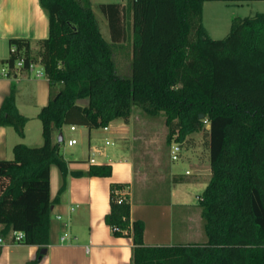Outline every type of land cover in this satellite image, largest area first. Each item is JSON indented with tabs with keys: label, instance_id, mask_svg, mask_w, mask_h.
<instances>
[{
	"label": "trees",
	"instance_id": "obj_1",
	"mask_svg": "<svg viewBox=\"0 0 264 264\" xmlns=\"http://www.w3.org/2000/svg\"><path fill=\"white\" fill-rule=\"evenodd\" d=\"M204 1L131 0L132 74L126 77L117 72L114 44L103 36L91 0H39L48 37L37 42L36 55L30 39L10 38L16 49L2 62L12 68L21 56L25 65L39 61L61 88L38 113L44 143L19 142L13 159H0V234L22 231V242L46 246L50 168L58 166L64 181L69 173L54 134L65 124L129 122L139 105L150 115L164 113L168 143H184L209 122L212 174L199 197L205 242L146 244L144 222L131 219L129 195L120 193L127 183L111 184L106 223L114 235L132 237V264H264V12L236 18L229 34L216 39L202 22ZM101 8L121 42L126 6ZM81 98L86 106L77 103ZM27 120L12 91L0 107V125L24 137ZM112 172V164L102 163L75 174Z\"/></svg>",
	"mask_w": 264,
	"mask_h": 264
},
{
	"label": "crops",
	"instance_id": "obj_2",
	"mask_svg": "<svg viewBox=\"0 0 264 264\" xmlns=\"http://www.w3.org/2000/svg\"><path fill=\"white\" fill-rule=\"evenodd\" d=\"M8 1L11 4L7 6L0 3V67L6 65L2 60L10 56V38H28L33 48L34 40L40 41L49 34L48 16L39 0ZM6 41L7 48L4 46ZM60 88L61 83L51 84L46 74L37 77L26 69L12 70L8 76L0 75V107L4 98L14 91L18 110L28 118L24 137H20L14 127L0 125V159H13V148L19 142L28 146L44 143L38 113ZM77 103L86 106L88 99H78ZM72 126L75 128L72 129ZM62 134L61 153L67 161L69 173L64 181L58 166L50 168V197L53 203L49 243L41 248L36 244L13 242L14 233L9 236L0 234L3 237L0 264H132V237L114 235L106 223L111 184L127 183L120 193L129 195L131 219L144 222L146 244L159 245L170 244L174 203L165 200L164 205H151L149 198L152 190L162 185L170 197H180L179 205L189 208L193 186L206 187L211 178L209 149L207 168L199 169L196 163V175L185 177L177 171V164L165 166L154 150L137 148L138 137L144 139V136L136 133L131 117L129 122L114 119L107 130L104 127L65 124ZM58 135L57 132L54 134L55 140H58ZM70 139L77 141L70 144ZM102 163L112 164L111 176L75 174L87 171L91 164ZM187 171V175L192 174ZM190 181L193 183L188 187H179ZM187 211L185 228L189 234H198L203 239V233L193 229L191 209Z\"/></svg>",
	"mask_w": 264,
	"mask_h": 264
},
{
	"label": "rangeland",
	"instance_id": "obj_3",
	"mask_svg": "<svg viewBox=\"0 0 264 264\" xmlns=\"http://www.w3.org/2000/svg\"><path fill=\"white\" fill-rule=\"evenodd\" d=\"M1 5H10L8 0L0 1ZM103 3H123L126 6L125 18V38L120 41H115L109 20L101 8ZM93 11L98 19L101 32L103 36L114 44V60L116 63L117 72L129 77L132 74L131 61H132V10L131 0H91ZM45 11V10H44ZM202 22L205 26L207 33L212 38H224L231 31L233 21L236 18H243L247 16H254L257 13L264 12V0H240V1H226V0H206L203 3ZM46 13V11H45ZM47 15V13H46ZM47 17V16H45ZM48 19V18H47ZM46 34V33H45ZM38 40H34L33 46L34 55L37 54L39 45ZM5 48L8 47V42H5ZM83 99V98H81ZM87 99V98H86ZM131 118L134 122L136 133L144 136V139L138 137L137 148H144L146 150H154L160 157L165 166L177 164V171L185 177L192 178L196 175L195 164L198 168L204 170L208 166V134L209 122H205L202 130L192 133L188 140L181 144L182 151L180 158L173 160L171 158V146L175 143L172 141L167 142L168 126L165 123L164 113L157 115H150L146 113L139 105L132 106ZM69 133L68 130H65ZM137 141V140H136ZM145 141V142H144ZM64 141H62L63 144ZM189 170L192 174H186L185 171ZM193 183V181L185 182V186ZM193 186V185H192ZM191 191L190 202L192 205L186 206L179 205V196L170 197L169 193L164 186L152 190L150 194L151 205H164L165 200H172L173 205V220H172V237L170 244L176 242H194L206 241L207 236L204 232V220L201 216V207L199 205V197L202 195L205 187L196 185ZM153 189V188H152ZM149 196V195H148ZM155 200V201H154ZM163 206H160L162 208ZM191 209L193 229L203 233V239L198 234H189L185 228L184 222L187 210ZM194 232V230H193Z\"/></svg>",
	"mask_w": 264,
	"mask_h": 264
},
{
	"label": "built area",
	"instance_id": "obj_4",
	"mask_svg": "<svg viewBox=\"0 0 264 264\" xmlns=\"http://www.w3.org/2000/svg\"><path fill=\"white\" fill-rule=\"evenodd\" d=\"M16 47L12 46L11 50L15 51ZM19 69H26L30 73H33L35 76L40 77L45 75V71L43 68V65L37 61L31 60L27 65H25V58L24 56H21L15 60L14 66L11 68L9 65H4L0 67V75L1 76H8L12 70H19ZM72 129L75 128V126L71 127ZM105 130L108 129V125L104 127ZM76 139H70L69 143L74 144L76 143ZM182 151V146L179 142H175L171 146V158L173 160H177L180 158V154ZM93 160V159H92ZM189 173V171H187ZM24 239V233L22 231H15L14 232V237H13V242H22ZM0 242H3V237H0Z\"/></svg>",
	"mask_w": 264,
	"mask_h": 264
},
{
	"label": "water",
	"instance_id": "obj_5",
	"mask_svg": "<svg viewBox=\"0 0 264 264\" xmlns=\"http://www.w3.org/2000/svg\"><path fill=\"white\" fill-rule=\"evenodd\" d=\"M200 116H201V117H203L204 115H203V114H201ZM57 139H58V141H59V142H62V141H63V134H62V132H61V133H59V135H58V138H57ZM44 251H45V248L43 249V252H44Z\"/></svg>",
	"mask_w": 264,
	"mask_h": 264
}]
</instances>
